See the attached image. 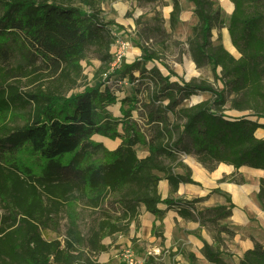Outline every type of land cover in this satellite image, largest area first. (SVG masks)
Segmentation results:
<instances>
[{"label":"trees","instance_id":"obj_1","mask_svg":"<svg viewBox=\"0 0 264 264\" xmlns=\"http://www.w3.org/2000/svg\"><path fill=\"white\" fill-rule=\"evenodd\" d=\"M186 1L197 20L188 40L191 59L196 68L210 67L221 89L206 81H170L156 66L147 70L145 63L159 56L146 48L140 59L111 70L116 25L103 19L96 0H0V264H100L103 240L127 232L141 208L158 220L175 210L207 227L216 245L203 242L201 254L210 264H225L221 236L235 234L222 223L234 207L230 200L200 210L196 205L206 197L161 199L158 183L166 180L170 194L180 184L197 185L182 156L194 157L208 172L219 164L264 171V138L255 135L264 130V0H229L226 21L217 0ZM179 13L172 0V26ZM219 27H226L238 58L213 42ZM16 52L40 63L9 66ZM88 53L100 61L93 81L67 96ZM23 79L31 90L21 91ZM128 84L131 95L119 99L115 88ZM200 93L212 97L184 106ZM116 101L118 116L107 110ZM227 104L249 115L228 117ZM27 108L23 124L10 126L9 118ZM137 111L140 122L133 117ZM94 135L120 144L108 150ZM139 149L146 155L139 157ZM23 154L34 159L36 171ZM227 180L235 178L220 181ZM257 200L263 207L264 179ZM107 201L118 214H103L83 236L76 208L95 211ZM61 211L64 238L45 240L41 230ZM240 264H264V247L254 242Z\"/></svg>","mask_w":264,"mask_h":264},{"label":"rangeland","instance_id":"obj_2","mask_svg":"<svg viewBox=\"0 0 264 264\" xmlns=\"http://www.w3.org/2000/svg\"><path fill=\"white\" fill-rule=\"evenodd\" d=\"M100 2V0H96ZM180 13L177 22L172 26L170 21V12L172 11V0H105L100 2L98 7L102 11V17L107 22H113L116 26V40L126 41L130 44V49L125 54L122 62L130 64L142 57V50L146 48L149 52H156L159 60H151L145 63V68L149 70L156 66L164 76L169 77L170 81L174 82H189L191 80L206 81L215 89H221V83L215 81L210 67L205 66L196 68L188 48V40L191 37L192 29L196 25L197 20L193 13V6L186 0H178ZM218 5L223 12V18L226 21L231 14L232 4L229 0H217ZM80 3H75L79 6ZM1 12V9H0ZM120 28V29H118ZM212 39L214 43H221L224 48L235 58L239 57L237 51L232 47L226 27H219L212 31ZM226 40L230 42V47L226 44ZM147 46V47H146ZM117 48V47H116ZM116 48L112 47V51ZM9 66L16 64L40 63L34 56H30L26 52H16L10 56L8 60ZM81 75L77 80L76 88L66 90V95L82 91L86 84L93 81L95 71L100 66V61L97 60L92 53H88L87 58L81 63ZM139 75L138 72L135 73ZM21 91L26 92L31 90L30 86H26V81L23 79ZM68 84H66L67 86ZM116 96L121 99L131 95V86H123L115 88ZM212 96L209 93H200L192 96L184 102V106H190L204 100L210 99ZM118 99V100H119ZM28 110L17 112L15 116L9 118V125H21L24 122L25 112ZM107 110L114 115L120 114V103L116 101L114 104L107 107ZM225 115L231 118L249 115V112H237L229 108V104L225 106ZM133 117L139 120V112H133ZM264 122V119L261 120ZM259 132V131H258ZM257 134V133H256ZM258 136V135H257ZM108 146H114L115 143H110L105 140ZM143 149L138 150V155H144ZM25 165L36 171L37 163L27 154L22 155ZM241 175L237 174L234 178ZM198 209L202 208V204L196 205ZM116 207L107 201L99 210L91 211L87 208L79 206L76 208L79 218V230L83 236L89 234V229L98 218H102L105 213L116 216ZM0 213H3L0 210ZM67 228V217L65 211L59 212L53 221L49 222L45 229L41 230L42 237L45 240H62L65 236ZM138 226H133L124 234L123 237L113 236L103 240L105 254L101 253L97 256L100 264H124L121 260V251L130 248L133 251V257L137 264H205L204 261L197 259L192 252L182 248L172 247V244H166L164 237L158 230L154 231L151 236L142 232L137 236L134 232H138ZM133 232V233H132ZM159 249L156 253L155 250ZM107 255V257H106Z\"/></svg>","mask_w":264,"mask_h":264},{"label":"crops","instance_id":"obj_3","mask_svg":"<svg viewBox=\"0 0 264 264\" xmlns=\"http://www.w3.org/2000/svg\"><path fill=\"white\" fill-rule=\"evenodd\" d=\"M109 112L111 111L109 110ZM260 123L264 124L261 120ZM256 133L257 138H264L263 129H258ZM92 140L102 143L111 151L116 149L120 144L119 139L110 140L99 135H94ZM105 140L110 143H115L114 146H108ZM145 155L146 152L139 157ZM181 162L184 168H187L191 172V179L197 185L180 184L176 193L170 194L168 182L161 180L158 183V193L161 199L174 198L190 200L206 197L204 201L200 202L202 208L225 205L226 198L230 200L234 207L232 208L230 217L222 223L234 228L235 234L232 237H227L226 235L221 236L223 242L221 250L224 252L222 260L225 264H240V258L244 252L253 248L254 242L264 247V206L262 207L257 200L260 180L264 179V171L247 167H241L235 170L232 166L219 164L214 171L208 172L192 156L181 157ZM175 173L183 174L184 170L177 168ZM237 174L241 175L237 179L235 178L237 182L228 180L224 182L220 181L224 177L236 176ZM216 189L220 193L213 191ZM165 207L163 204L159 205V208L162 210H165ZM133 226L139 227L138 232H134L137 236L139 235V231L140 233H147L148 236H151L154 231L158 230L161 234L158 237H164V242L168 244V247L169 244H172V247L184 248L192 252L197 259L204 261L205 264H210L202 256L201 249L203 242L211 246L216 245L212 234L207 227L200 226L198 222L186 221L180 218L175 210H167L161 220H158L141 208L136 220L130 224L129 232ZM113 236L123 237L121 234H115ZM155 251L158 253L159 249Z\"/></svg>","mask_w":264,"mask_h":264},{"label":"built area","instance_id":"obj_4","mask_svg":"<svg viewBox=\"0 0 264 264\" xmlns=\"http://www.w3.org/2000/svg\"><path fill=\"white\" fill-rule=\"evenodd\" d=\"M113 46L114 48L117 47L114 51H112ZM112 47H111V55L113 57V60L111 63V70L118 68L120 66L123 58L125 57V54L130 49V44L126 41H119L118 39L116 40V35H115V41ZM120 257L121 260L124 262V264H137V261L133 257V251L130 248L122 250Z\"/></svg>","mask_w":264,"mask_h":264},{"label":"bare ground","instance_id":"obj_5","mask_svg":"<svg viewBox=\"0 0 264 264\" xmlns=\"http://www.w3.org/2000/svg\"><path fill=\"white\" fill-rule=\"evenodd\" d=\"M226 44L230 47V42L228 40H226Z\"/></svg>","mask_w":264,"mask_h":264}]
</instances>
